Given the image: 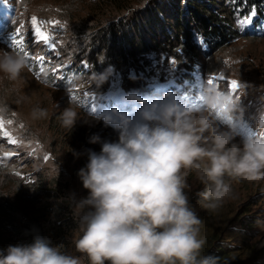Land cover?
Returning a JSON list of instances; mask_svg holds the SVG:
<instances>
[{"label": "rangeland", "instance_id": "374dc122", "mask_svg": "<svg viewBox=\"0 0 264 264\" xmlns=\"http://www.w3.org/2000/svg\"><path fill=\"white\" fill-rule=\"evenodd\" d=\"M132 1L128 3L135 12L146 8L148 2ZM99 2L102 0H0V49L18 53V49L12 48V38L15 29L20 28L27 53H19L26 58L27 67L17 81L0 79V204L7 202L16 224L23 221V227L30 223L37 226L38 219L42 218V207L49 199L40 197L34 200V206L28 205L29 188L20 186L28 175L35 177L43 171L63 173L70 194L75 193L77 198L88 196L77 172L88 163V149L101 151V145L89 143V138L99 134L104 140L116 141L118 134L112 127H105L103 119L91 123L85 120H91L93 112L102 117L113 107L132 112L133 106L124 101L129 92L138 91L148 97L173 93L174 98L196 107L209 78L222 77L213 86L231 93L239 104L230 123L217 117L221 127L235 130L234 142L238 144L261 135L258 120L264 113V27L260 25L263 15L257 13L250 25H241L237 21L243 20L250 11H239L233 17L239 36L215 49L200 40L197 43L202 52L199 59H188L182 50L149 52L140 67L129 74L137 78L140 88L125 81L121 73L112 71L108 73L107 83L98 88L95 78L85 77L90 55V51L85 50L89 26L101 23L103 13H109L103 9L93 11L101 8ZM144 2L145 6L139 7ZM33 17L49 37L47 41L35 35ZM109 20L113 18L102 22ZM53 44L55 47L51 46ZM233 79L240 84L235 92L229 84ZM69 106L81 117L72 130L63 128L59 120L60 113ZM36 107L46 109L47 117L32 119L31 112ZM74 153L81 155L77 157ZM225 182L232 193L218 207L221 209L215 210L211 223L220 227L221 233L227 232L225 235L231 236L229 241L237 249L251 246L253 256H257L264 249V180L247 181L226 176ZM187 183L185 192L189 198L205 190L195 171L187 173ZM248 217L257 224L252 228L253 233H242V238L238 234L241 228L248 229L242 222ZM3 238L0 232L2 250ZM240 239L244 243L237 242Z\"/></svg>", "mask_w": 264, "mask_h": 264}, {"label": "clouds", "instance_id": "9594fccd", "mask_svg": "<svg viewBox=\"0 0 264 264\" xmlns=\"http://www.w3.org/2000/svg\"><path fill=\"white\" fill-rule=\"evenodd\" d=\"M26 67L22 54L0 49V79L17 81ZM96 76L102 88L108 69ZM200 97L203 107L196 108L173 93L148 97L132 91L124 97L132 112L113 107L102 117L91 113L85 123L103 119L118 139L89 138L101 145L100 152L87 150L88 163L77 172L89 194L69 197L80 233L72 242L82 255H70L37 234L30 244L0 249V264H83L85 259L88 264H220L219 257L200 255L202 221L185 192L187 173L195 171L205 186L199 193L202 207L213 211L232 193L226 176L264 180V113L258 120L261 135L238 144L235 130L222 128L217 119V113L233 118L238 99L209 83ZM46 117V109H32V119ZM79 119L72 106L59 116L67 130Z\"/></svg>", "mask_w": 264, "mask_h": 264}, {"label": "trees", "instance_id": "16d2710c", "mask_svg": "<svg viewBox=\"0 0 264 264\" xmlns=\"http://www.w3.org/2000/svg\"><path fill=\"white\" fill-rule=\"evenodd\" d=\"M146 2L139 7L143 8ZM99 3L101 8L93 11L103 9L109 13H103L101 23L89 26L90 34L86 33L88 42L85 52L90 51V55L85 77L92 76V79L97 80L96 74L108 69V73H121L125 81L137 88H140L136 84L137 78L130 77L129 74L140 67L141 61L149 52L175 53L182 50L188 59H199L202 56L197 45L200 40L215 49L239 36L233 21L234 15L239 11H251L255 6L256 14L264 16V0H148L146 8L138 12L129 6L128 0H102ZM113 6L117 8L113 9ZM114 11L123 14L116 16ZM111 17L113 20L102 22ZM260 25H263V21ZM20 186L29 188L28 205L34 206V200L40 197L49 199L42 207V218L38 219L37 226L30 223L23 227V221L20 220L16 224L8 203L0 204V226L4 229L0 228L4 235L2 248L6 250L9 245L30 244L35 235L39 234L50 239L53 246L63 245L62 251L70 255H82L76 252L72 242V237L80 233L64 174L43 171L35 177L28 175L20 182ZM200 192L202 191L189 198L190 206L202 221L199 238L205 243L200 255L219 257L220 264H264V249L257 256H253L251 246L237 249L229 241L231 236H226L227 232L221 233L220 227L211 223L215 210L202 207ZM41 220L44 221L43 224L40 223ZM242 222L248 225V229L241 228L238 234L244 238L242 233H253L252 228L257 222L252 217L245 218ZM237 242L244 243V240ZM247 259H251L250 262ZM86 261L85 259L83 264Z\"/></svg>", "mask_w": 264, "mask_h": 264}, {"label": "snow or ice", "instance_id": "6c2138e0", "mask_svg": "<svg viewBox=\"0 0 264 264\" xmlns=\"http://www.w3.org/2000/svg\"><path fill=\"white\" fill-rule=\"evenodd\" d=\"M256 16V10H255V6H253V8L251 9L250 13H248L247 15H245L243 20H238L237 23L238 24H251L252 23V19ZM43 23H52V22H43ZM58 23V22H56ZM32 24L35 25V35L38 37L43 38L45 41H47L49 39V37L45 34L44 31L41 30L40 26L37 24V20L35 17L32 18ZM52 47H55V44L51 45ZM12 48L14 50L18 49V53L20 52H24V41L23 38L21 37V32H20V28H16L13 38H12ZM24 55H27L26 52H24ZM37 59L43 61L44 57H37ZM55 70V69H54ZM41 71H43V69H41ZM218 79H222V77H211L208 80V83L211 85H214V82L217 81ZM230 84V88L233 92H235L239 87L240 84L237 80L233 79L229 82ZM199 101L200 104L199 105H194L196 107H203L202 104V99L199 96ZM95 110V109H93ZM218 117H223L220 113H217ZM224 120H226L227 122H231L232 121V117H223ZM45 159H48V157H45Z\"/></svg>", "mask_w": 264, "mask_h": 264}]
</instances>
